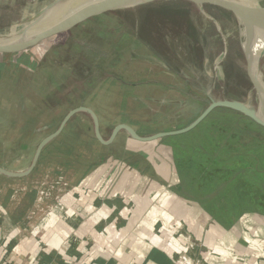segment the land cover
Returning <instances> with one entry per match:
<instances>
[{"label": "rangeland", "instance_id": "obj_1", "mask_svg": "<svg viewBox=\"0 0 264 264\" xmlns=\"http://www.w3.org/2000/svg\"><path fill=\"white\" fill-rule=\"evenodd\" d=\"M55 1L0 0V31L20 34ZM75 6L80 3L57 12L53 21ZM242 33L230 11L172 0L110 12L43 42L37 49L46 52L50 68L34 74L35 90L22 98L26 106L14 98L0 103V143L7 159L1 162L12 171L26 170L39 143L77 107L95 113L105 141L119 125L144 138L186 129L218 101L256 110ZM42 68L41 63L37 71ZM252 68L256 78L264 79V62L254 61ZM40 95L50 110L30 113ZM260 103L264 106V100ZM64 133L27 180L0 177V201L10 206L9 215L15 214V227H29L38 193L50 190L54 203L57 194L80 187L88 177L83 189L103 193L102 201L132 197L130 210L135 195L169 187L168 177L181 182L184 200L203 205L225 222L264 208V127L239 111L217 108L192 131L153 142L135 140L130 152L125 142L130 136L124 131L112 146L99 143L85 112ZM180 229L176 239H184L182 234L192 238L185 224ZM168 243L166 250L175 244Z\"/></svg>", "mask_w": 264, "mask_h": 264}, {"label": "crops", "instance_id": "obj_2", "mask_svg": "<svg viewBox=\"0 0 264 264\" xmlns=\"http://www.w3.org/2000/svg\"><path fill=\"white\" fill-rule=\"evenodd\" d=\"M246 1L264 20L262 0ZM198 5L203 10L204 6L201 3ZM206 15L211 19L209 14ZM244 50L250 57L245 47ZM35 51V54L30 53V50L20 54H0V103L7 98H14L21 102L20 106H26L22 98L24 95L30 97L28 95L34 92V74L45 73L50 68L46 52L37 47ZM41 63L43 68L37 71ZM3 91H7V94H2ZM39 97L37 102L34 100L30 113L37 112L38 115L50 110L47 99L43 95ZM40 102L42 105H39ZM61 107L65 108L64 105ZM75 109H70L57 130L39 143L29 167L24 171L7 169V165L1 162L5 158L3 153L6 147L0 143V169L10 174L26 173L37 159L34 169L25 176H10L0 171V177L27 180L42 166L46 149L65 134L77 114L41 148L42 144L56 135L68 114ZM93 124L94 137L100 143L96 137L94 120ZM133 140L129 137L125 141L129 152L134 150L130 148L135 142ZM90 180L88 177L81 181L80 187L57 194L54 203L50 190L38 193L32 209H35V213L31 214V230L29 227H15V214L9 215L10 206L6 207L7 203L0 201V264H264V208L241 214L232 222H225L203 205L184 200L181 182L168 177L165 183L169 187L162 185L161 189L149 188L142 196L135 195L131 200L133 209L130 210L128 200L132 197L124 202L116 199L111 201L109 198L108 201H102L103 193L95 194L91 190L87 192V187L82 188L81 185L88 184ZM50 202L52 204L45 205ZM182 223L192 238L182 234L185 239H176V233L182 231ZM158 227L161 228L160 236L155 233ZM169 240L175 244L171 243L169 250H166L164 247L169 245ZM178 242L183 246H178ZM88 246L90 251L86 250Z\"/></svg>", "mask_w": 264, "mask_h": 264}, {"label": "water", "instance_id": "obj_3", "mask_svg": "<svg viewBox=\"0 0 264 264\" xmlns=\"http://www.w3.org/2000/svg\"><path fill=\"white\" fill-rule=\"evenodd\" d=\"M84 1L85 3H82ZM160 1H172V0H56L53 2L45 12L41 13L34 23L30 26L24 28V30L14 36H5L0 37V54H20L27 52L43 42L57 37L61 34L69 32L73 28L92 20L101 15L114 12L117 10L127 9L129 6L133 5L135 7H143L150 5L155 2ZM196 4L201 5L210 4L224 10L232 12L234 15H238L246 27L251 31H253L257 36L264 41V20L258 15L257 11L252 7V5L246 0H185ZM76 2L80 3V6H75L73 10H71L68 14L62 15L61 18L53 21V18L57 14V12L63 14L65 13V9L70 6L71 3ZM228 2H232L233 7H229L226 4ZM220 4V5H219ZM225 4L226 6H223ZM73 6V5H71ZM64 11V12H63ZM48 14V17H45ZM44 15V16H43ZM50 17V20L48 18ZM248 59V58H247ZM249 77L251 79L252 85L255 88L257 94L259 96H264V90L258 85L257 81L253 78L250 68L248 70ZM217 108H226L232 109L235 111H239L242 114L246 115L253 121H255L258 125L264 127V123L259 120L256 110L251 109L244 103L234 102V101H218L214 102L209 109L190 127L180 130V131H172L167 133L158 134L152 137L144 138L140 136L132 127L128 125H119L113 132L111 138L108 141H105L101 135L99 121L95 113L86 107H80L73 111H71L63 122L60 130L56 133V135L47 139L41 146L44 147L51 139L56 137L61 130L66 126V124L71 120V118L81 112L88 113L92 116L95 128H96V137L103 145H111L116 137L121 132H126L132 139L139 142H153L156 140H160L166 137L171 136H179L182 134H186L193 129H195L213 110ZM39 155V153H38ZM38 158V156H37ZM37 163V159L35 160L33 166L26 172L20 175L10 174L2 169L3 173L22 177L29 174L35 167Z\"/></svg>", "mask_w": 264, "mask_h": 264}, {"label": "bare ground", "instance_id": "obj_4", "mask_svg": "<svg viewBox=\"0 0 264 264\" xmlns=\"http://www.w3.org/2000/svg\"><path fill=\"white\" fill-rule=\"evenodd\" d=\"M228 4L230 7H233L232 2H228ZM129 8H136V7L131 5V6H129ZM236 16H237L239 25L243 28L242 46H244L246 48V50L251 54L249 57L247 52L244 50V47H243L244 53L246 54V57L248 58V61H249L250 72H251L253 78L257 81L258 85H260L261 88L264 90V79L261 80V79L256 78L257 75H256V73H254V69L252 68L254 59L258 60L261 63L264 62V41H262L257 36V34H255L252 30L250 31L238 15H236ZM2 36L3 37L10 36V34L6 31H0V37H2ZM261 100H264V96H259L257 94V96H256V103H257L256 112H257L259 120H261L264 123V106L262 103H260Z\"/></svg>", "mask_w": 264, "mask_h": 264}, {"label": "built area", "instance_id": "obj_5", "mask_svg": "<svg viewBox=\"0 0 264 264\" xmlns=\"http://www.w3.org/2000/svg\"><path fill=\"white\" fill-rule=\"evenodd\" d=\"M184 238V237H183ZM185 239V238H184Z\"/></svg>", "mask_w": 264, "mask_h": 264}]
</instances>
